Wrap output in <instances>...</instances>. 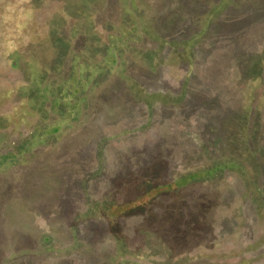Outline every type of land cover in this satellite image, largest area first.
<instances>
[{
    "label": "rangeland",
    "instance_id": "obj_1",
    "mask_svg": "<svg viewBox=\"0 0 264 264\" xmlns=\"http://www.w3.org/2000/svg\"><path fill=\"white\" fill-rule=\"evenodd\" d=\"M211 210L180 264H264V0H0V264H177Z\"/></svg>",
    "mask_w": 264,
    "mask_h": 264
},
{
    "label": "trees",
    "instance_id": "obj_2",
    "mask_svg": "<svg viewBox=\"0 0 264 264\" xmlns=\"http://www.w3.org/2000/svg\"><path fill=\"white\" fill-rule=\"evenodd\" d=\"M126 53H127L126 50H121L119 52L120 60H118L117 62H121V61H123V59L125 60ZM109 64H110L109 62L103 63L102 64V68H100V72L98 71L100 80H102V78L104 79V77H107L110 74L111 70H110ZM124 65H125V63H124ZM114 80L115 79L111 80L110 84ZM101 83L102 82L98 83L97 86H99ZM105 83L106 82H104V85H105ZM94 87H96V86H94ZM221 168H222L221 165H220V167L217 166V167L211 168L209 170L208 176H211V175L215 174L216 171L218 172ZM220 171H222V170H220ZM211 172H212V174H211ZM197 176L199 177V174H197ZM176 190H177V188H175V191ZM219 193H220V190H218V189L215 190L214 189V191H212L211 193H207L208 194L207 196L205 195L206 196L205 199L212 200L211 201L212 210H213V207L216 205L217 200H219V203L223 207L222 208L220 206L219 207V211L223 209L225 212L229 213V209H232V212L235 214L236 208H233L232 205H230V206L229 205L224 206V202L223 201H220L221 198H220V194ZM209 194H210V197H209ZM142 195H143V193L137 192L131 202H129L128 204L124 203L123 205H118L119 202H116V200H113L115 202H113L112 205L106 206L104 208V210L106 212L107 211H110V210H112V212H115L116 209H118L117 216H125V215H128V214L136 213L137 210L142 209L144 207V205L146 204V199ZM179 201H181V202H178L177 204L178 205H181L182 204V200L179 199ZM170 204H174V201L171 202ZM170 209L172 211L175 210L174 214H176L177 216L180 215V212L182 213V211H183V210H180L181 207H177L176 208L175 205H171ZM212 210L210 212H207V214H205L204 216H202V218L199 221H197V220L195 221L194 219H192L193 222H196L195 228H194V230H192L193 236H191V237H187L186 236V238H184V239H181V238L174 239V238H172V241L166 240V242L164 244V247H163L164 248L163 251L166 252L167 255L169 256V260H170L169 262L170 263L180 261L179 263H177V264H180V263H183V262H189V261H191L190 258L188 259L189 256H187L188 253L191 252V251L184 250V253L183 254H180L179 252H176L177 251L176 248L182 247V246H187V245H189L191 243V241H195L196 239H193L192 237H194L195 235H197L196 234V231H195V229L197 230V228H203V229L207 230V231H204V232H206V234L208 233L209 229L212 227V221H213V216H214V211H213V214H212ZM117 216H112L111 219L114 220V218L116 219ZM159 220L160 219L156 215L152 217V221H159ZM174 222H177V218L174 220ZM147 224L150 225V223H147ZM167 228L165 229L166 231L168 230ZM171 230L173 232H175L174 229H171ZM144 234L146 236H149L150 235L149 232L148 233H145L144 232ZM45 235L46 234L41 235V236H45ZM201 236H205V237H208L209 238V236H206V235H203V234H201ZM189 241H190V243H188ZM207 242H209V241H207Z\"/></svg>",
    "mask_w": 264,
    "mask_h": 264
}]
</instances>
